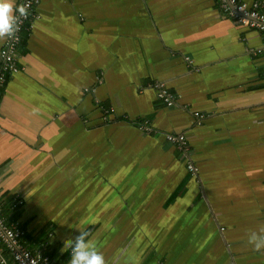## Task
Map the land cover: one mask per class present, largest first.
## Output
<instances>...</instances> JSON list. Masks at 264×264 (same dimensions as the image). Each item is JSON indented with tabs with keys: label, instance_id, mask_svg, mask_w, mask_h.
I'll return each mask as SVG.
<instances>
[{
	"label": "crops",
	"instance_id": "0c3cea01",
	"mask_svg": "<svg viewBox=\"0 0 264 264\" xmlns=\"http://www.w3.org/2000/svg\"><path fill=\"white\" fill-rule=\"evenodd\" d=\"M35 10L16 50L22 69L0 96V204L23 244L70 264L63 241L84 230L106 264H264L247 242L264 227V55L252 52L264 34L218 0H38ZM109 109L143 114L154 130L107 119ZM168 132L188 137L195 176Z\"/></svg>",
	"mask_w": 264,
	"mask_h": 264
},
{
	"label": "built area",
	"instance_id": "2783aa9c",
	"mask_svg": "<svg viewBox=\"0 0 264 264\" xmlns=\"http://www.w3.org/2000/svg\"><path fill=\"white\" fill-rule=\"evenodd\" d=\"M221 12L232 17L240 25L254 28L264 34V3L261 0H249V2L241 0H218ZM38 0H16V6L24 5L27 7V17H21L18 21V29L14 38L7 39L6 43L0 50V96L2 88L7 77L16 75L22 68L17 63L16 50L19 45L20 35L24 29H29L34 25L35 20L40 18V14L36 12L35 6ZM18 15V13H17ZM241 39V38H239ZM253 54L264 55V44L261 47L252 50ZM199 70V69H198ZM154 87L157 93L162 97L163 101L167 105H172L175 102L173 92L162 82L156 81ZM191 102H186L183 107L190 109ZM113 109L107 111V119L117 117H123L127 121H135L137 129L144 132H151L154 129L151 127V121L143 114H136L132 116L128 113L123 115H115ZM112 115V117H111ZM195 117H200L199 111H193ZM167 140L175 145L176 148L188 152L187 159V171L190 175L195 176L197 167L193 158L189 155L190 143L185 133L169 132L166 134ZM23 203V199L19 196H15L12 202V208ZM3 206L0 204V244H3L10 256L8 261L1 252L0 249V262L4 264H49L50 259L47 256H42L36 253L34 250L28 248L21 241V237L24 234V230L18 220L12 222H6L3 216Z\"/></svg>",
	"mask_w": 264,
	"mask_h": 264
},
{
	"label": "clouds",
	"instance_id": "9594fccd",
	"mask_svg": "<svg viewBox=\"0 0 264 264\" xmlns=\"http://www.w3.org/2000/svg\"><path fill=\"white\" fill-rule=\"evenodd\" d=\"M27 15L26 6H16L15 0H0V42L14 38L18 21ZM89 235L88 231L82 230L74 238L64 239L60 251L70 250V264H106L103 253L94 241L88 239ZM247 242L254 251L264 250V227L248 233Z\"/></svg>",
	"mask_w": 264,
	"mask_h": 264
},
{
	"label": "rangeland",
	"instance_id": "374dc122",
	"mask_svg": "<svg viewBox=\"0 0 264 264\" xmlns=\"http://www.w3.org/2000/svg\"><path fill=\"white\" fill-rule=\"evenodd\" d=\"M199 68H196V70H198ZM156 81H159V82H162V83H164L165 85H166V83L164 82V81H162V80H154V81H152V82H150V85H151V87L152 88H154V90L156 91V94H157V97L159 98V99H161L162 101H163V99H162V97H160L159 95H158V93H157V90H156V88L154 87V83L156 82ZM167 86V85H166ZM168 87V86H167ZM175 98V97H174ZM176 101V100H175ZM163 103H165L164 101H163ZM166 104V103H165ZM176 104V102H174L172 105H167V106H174ZM185 108V107H184ZM186 109V108H185ZM22 227V226H21ZM23 229V228H22ZM24 230V229H23ZM45 256H48L47 254H45Z\"/></svg>",
	"mask_w": 264,
	"mask_h": 264
},
{
	"label": "bare ground",
	"instance_id": "6f19581e",
	"mask_svg": "<svg viewBox=\"0 0 264 264\" xmlns=\"http://www.w3.org/2000/svg\"><path fill=\"white\" fill-rule=\"evenodd\" d=\"M125 120V119H124ZM125 121H127V120H125ZM128 122V121H127ZM141 131V130H140ZM142 132H144V131H142ZM144 133H148V132H144ZM169 133V132H168ZM166 139H167V137H166ZM168 141V140H167ZM169 142V141H168ZM170 143V142H169ZM172 144V143H171ZM173 145V144H172ZM174 147H175V145H173ZM186 168H187V165H186Z\"/></svg>",
	"mask_w": 264,
	"mask_h": 264
}]
</instances>
